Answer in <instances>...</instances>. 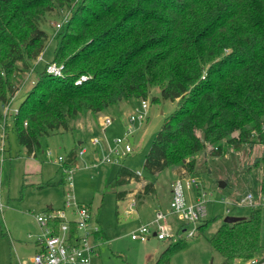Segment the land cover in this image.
<instances>
[{"label":"trees","instance_id":"trees-1","mask_svg":"<svg viewBox=\"0 0 264 264\" xmlns=\"http://www.w3.org/2000/svg\"><path fill=\"white\" fill-rule=\"evenodd\" d=\"M65 8L71 17L59 29L52 59L12 113L28 155L40 148L41 137L72 130L78 117L96 116L117 102L148 100L159 87L163 99L177 105L146 154V174L174 166L192 174L199 153L222 156L229 147L259 142L264 194V0H0V123L20 90L21 73L34 70L45 49L47 16ZM52 63L62 66V75L48 72ZM76 159L72 149L64 164ZM140 179L121 165L109 185ZM154 188L153 181L146 183L144 195ZM126 193L118 192V199ZM263 211L254 208L244 219L222 222L208 237L220 264L264 251ZM212 220L205 218L194 237ZM174 226L179 231L186 224L176 220ZM102 230L97 235L103 237ZM168 241L156 264H169L173 253L188 246L182 237Z\"/></svg>","mask_w":264,"mask_h":264},{"label":"rangeland","instance_id":"rangeland-1","mask_svg":"<svg viewBox=\"0 0 264 264\" xmlns=\"http://www.w3.org/2000/svg\"><path fill=\"white\" fill-rule=\"evenodd\" d=\"M66 16L70 19V9L55 10L47 16L44 28L49 34V39L45 49L34 62L35 69L21 73L20 90L11 100L10 108H3V113L6 115L3 122L7 123V127L4 132V151L0 149V199L6 208L0 212V264H16L19 260H29L35 253L32 243L36 241L39 233L36 231L38 227L36 216L49 205L62 207L65 192L69 189L68 185L58 183L60 167L53 162V159H57L59 155L66 156L72 148L77 147L79 149L84 147L86 152L78 156L74 186L71 190L78 201L90 204L94 218L98 220L105 233L100 239L97 254L94 255L95 264H156L169 241L159 240L153 235L145 241L132 239L131 228L140 222L136 212L128 214L125 210L128 204L129 211L135 209L142 213L155 208L163 210L169 208L172 183L180 174L181 167H169L155 176H149L144 171V161L165 118L176 108V101L163 99L160 88L153 87L147 100L149 103L147 125L143 128L140 124L134 126V131L129 137L133 150L122 156L120 152L114 153L113 156L111 155V162H100V159L107 154L108 146L114 145V139L124 135L126 129L123 127V120L140 105V101H131L130 109L126 111L122 109L123 102L111 105L104 113L94 116L95 119L97 117L98 127L92 131L77 126L78 121H86V116H80L73 121L72 130H62L41 137V146L36 151V158L29 157L26 148L17 140L12 113L36 80L38 72L52 59L60 32L57 23ZM153 96L158 97L159 101L153 102ZM103 115L113 117V124L105 131H102L100 126V116ZM91 117L93 118L92 115ZM94 137H101L103 140L93 145L91 139ZM79 140L83 141L81 145L78 144ZM0 146H2L1 142ZM47 150L52 151L51 158L46 156ZM262 153L263 144L253 142L243 144L238 149L229 147L222 156H211L203 152L196 155L197 165L192 174L196 175L206 190H210L213 194L215 203L213 202V206V203L209 204L208 214L213 220L204 234L192 238L183 235L182 238L188 241V246L173 253L169 264L222 262V256L211 246L208 237L224 222V217L228 214L227 208L230 209V215L247 216L250 213L249 207L230 203L240 201L249 191L258 197L263 170L261 166L256 165V161ZM115 158L118 159L116 162ZM121 165L140 172L143 177L146 176V181L109 185ZM222 180L226 182L224 187L219 186ZM150 181L154 182L155 188L151 193L144 195V185ZM125 189L130 194L118 200L117 193ZM133 200L135 204L131 209L130 203ZM171 219L177 220L175 216ZM19 242L23 245L21 248ZM261 242L264 245V211ZM261 255H264V251L254 257ZM239 264L245 262L240 261Z\"/></svg>","mask_w":264,"mask_h":264},{"label":"built area","instance_id":"built-area-1","mask_svg":"<svg viewBox=\"0 0 264 264\" xmlns=\"http://www.w3.org/2000/svg\"><path fill=\"white\" fill-rule=\"evenodd\" d=\"M69 19L66 16L57 23L60 29ZM48 72L55 75H62V66L56 63L49 64ZM86 76H82L77 83H80ZM10 104L5 107L10 108ZM149 103L147 100H141L140 105L135 108L127 117L125 123V133L114 139V145L107 148V154L100 159V162H111L114 153L120 156L126 155L133 150L130 143V135L134 131L136 124L142 125L148 117ZM17 109H14L16 112ZM113 124V117L110 115L100 116V126L105 131ZM264 131V127H263ZM5 124L0 123V149L4 151ZM101 137L91 139L93 145L102 142ZM86 152L84 147L80 148L77 156ZM47 156H52V151L47 150ZM112 155V156H111ZM66 156L59 155L55 162L59 163L63 173L65 174L66 184L69 189L62 207H51L49 211L42 212L36 216V221L41 229L36 239V251L30 257L29 264H95L94 255L97 254V248L100 244L101 236L97 235L100 226L94 218L91 206L86 202L78 201L71 188L74 186V171L76 162L65 165ZM118 159L115 158L116 162ZM141 175L140 172H137ZM172 199L168 210L157 209L154 216L131 228L130 236L136 240H148L151 235L159 240H169L182 237L192 238L197 235L198 226L208 217L209 204L215 203L212 198L213 194L210 190H206L201 180L194 174L182 170L172 183ZM223 202L224 199H222ZM229 204L228 202H226ZM135 200L130 203L132 209ZM231 205L245 206L250 209L262 207L264 209V194L259 193L258 197L252 192H247L238 202H232ZM4 204L0 201V210L2 211ZM230 215V209L226 211ZM170 216L186 226L176 230L169 221ZM60 220L59 223H56ZM31 236V235H30ZM240 262V261H239ZM239 262L237 264H239ZM242 262V260H241ZM245 264H264V255L244 260Z\"/></svg>","mask_w":264,"mask_h":264},{"label":"crops","instance_id":"crops-1","mask_svg":"<svg viewBox=\"0 0 264 264\" xmlns=\"http://www.w3.org/2000/svg\"><path fill=\"white\" fill-rule=\"evenodd\" d=\"M122 109L124 110V111H126V110H128V109H130V103H125V102H123L122 103ZM102 113H104V111H102V112H99L97 115L99 116L100 114H102ZM131 113V112H130ZM129 113V114H130ZM91 113H88L87 115H86V121H78L77 122V126H79L80 127V129L81 128H83V129H88V130H90V131H92L95 127H98V121H97V117H96V119L94 118V116H93V118L91 117V115H90ZM128 117V116H127ZM126 121H127V118H125L124 120H123V127H125V123H126ZM145 123V126L147 125V119H146V121L145 122H143V124ZM142 124V125H143ZM141 125V126H142ZM144 126V127H145ZM83 143V141L82 140H79L78 141V144L79 145H81ZM81 148V147H80ZM73 149V148H72ZM71 149V150H72ZM78 150H79V148L77 147V148H75V151L76 152H78ZM46 154V153H45ZM68 154V153H67ZM67 154H66V156H67ZM46 156H47V154H46ZM63 156H65V155H63ZM29 157H34V158H36L37 157V152H35V153H32V154H30V156ZM49 157V156H48ZM49 158H51V157H49ZM55 159L56 158H54L53 159V162L54 163H56L57 165H59V167H60V169H59V173H60V179H59V181L60 180H62V179H64V177H65V175H64V173H63V171H62V169H61V166H60V164L59 163H57V162H55ZM77 166H78V156H77V159H76V169H77ZM76 169H75V171H76ZM75 171H74V173H75ZM142 180H144V181H146V178H144L143 176H142V174H141V179L140 180H131L130 182H137V183H140V181H142ZM65 181H66V178H65ZM129 182V183H130ZM59 184H63V185H67L66 183H59ZM126 191H127V193H126V195L123 197V199L125 198V197H127L130 193L128 192V190L127 189H125ZM118 200H120V199H118ZM0 201H1V199H0ZM2 202V201H1ZM130 203V202H129ZM63 205V204H62ZM214 205V203L212 204V206ZM51 207H53L52 205H49L47 208H51ZM128 208L125 210L128 214H130V213H132V212H136V215H137V218H138V220H139V222L141 223V222H145V221H147V220H149V219H151L153 216H154V213H155V211L157 210V209H160V208H155V209H153L152 211H148V212H144V213H142V212H140V211H137V210H135V209H132V210H130L129 211V204H128V206H127ZM4 208H6V206L4 205ZM4 208H3V210L1 211L0 210V212H3L4 211ZM46 208V209H47ZM46 209L43 211V212H45L46 211ZM166 210H168V209H166ZM171 217L172 216H170L169 217V221L173 224V226L175 225V222H176V220L174 221L173 219H171ZM96 219V218H95ZM97 220V219H96ZM97 223L99 224V222H98V220H97ZM139 223V224H140ZM38 227L36 228L37 230L36 231H39V233H40V231H41V229H40V227H39V225H37ZM99 226H100V224H99ZM134 226H132V228H133ZM136 227V226H135ZM175 227V226H174ZM101 229H103L102 228V226H100V230ZM103 231V235H105V233H104V230H102ZM38 233V234H39ZM30 235V234H29ZM102 235V236H103ZM103 238V237H102ZM19 244V246H20V248L23 246L22 245V243H18ZM33 244V246H34V248H35V251H36V249H37V247H36V241L35 242H33L32 243ZM31 257V256H30ZM19 260V259H18ZM29 261H30V258H29V260H26V259H23L22 261H17V263L16 264H29Z\"/></svg>","mask_w":264,"mask_h":264},{"label":"water","instance_id":"water-1","mask_svg":"<svg viewBox=\"0 0 264 264\" xmlns=\"http://www.w3.org/2000/svg\"><path fill=\"white\" fill-rule=\"evenodd\" d=\"M145 126V123L142 125V128ZM202 139H204V135H202ZM226 185V182L225 181H220L219 182V186L220 187H224ZM244 218H246V216H244V215H226L225 217H224V222L225 223H233V222H236V221H239V220H241V219H244Z\"/></svg>","mask_w":264,"mask_h":264}]
</instances>
